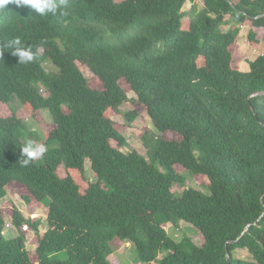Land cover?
<instances>
[{"label": "trees", "instance_id": "1", "mask_svg": "<svg viewBox=\"0 0 264 264\" xmlns=\"http://www.w3.org/2000/svg\"><path fill=\"white\" fill-rule=\"evenodd\" d=\"M187 1L195 0H54L57 13L43 17L15 3L0 10V103L17 100L52 120L39 141L13 111L0 117V198L20 185L26 203L46 204L47 225L41 234L39 220L1 208L0 264H110L115 237L130 241L144 264L162 253L159 264H264V53L241 71L235 46L238 26L248 27L250 48L264 42V0H200L201 11L184 19ZM17 37L32 62L11 55ZM128 90L136 99L126 121L144 111L159 133L142 136L145 145L154 141L156 167L136 150L122 152L126 140L108 117ZM28 140L47 151L23 166ZM86 160L95 182L85 178ZM181 172L208 193L186 187ZM175 185L186 187L179 196ZM5 216L18 231L13 238L4 236ZM159 217L189 224L202 244L175 242Z\"/></svg>", "mask_w": 264, "mask_h": 264}, {"label": "rangeland", "instance_id": "2", "mask_svg": "<svg viewBox=\"0 0 264 264\" xmlns=\"http://www.w3.org/2000/svg\"><path fill=\"white\" fill-rule=\"evenodd\" d=\"M120 2L122 0H115ZM202 4L200 0H195L194 2H185L183 5L182 11L185 13V17L189 18L191 16H195L201 11ZM183 19V20H184ZM235 26L234 22H230L229 24H225L220 26L219 30L222 32H227ZM239 27V34L237 37L236 42V49L239 48V59L237 61V65L241 70L248 69V64L250 61L254 60L258 55L264 53V42H261L260 45L256 49L250 48L245 42V36L248 32V27L246 26H238ZM43 66L46 70H53L54 68L49 63H44ZM78 67L82 74L87 78L88 84L91 88L101 89L100 82L93 76V74L85 67L78 64ZM122 87H125V82H120ZM40 93L43 96H46L47 93L40 87ZM127 98L128 101L123 103L119 108L117 113L109 112L108 117L114 123L116 129L121 133V135L126 140L125 146L122 147V152L127 153L130 150H136L140 153L145 160L153 166H157V164L153 163L152 161V152L151 147L154 146L153 140H148L146 145L142 140V136L144 132L149 131L154 135H158L159 133L155 130L152 125V122L149 116L144 112L141 111L139 116L132 122L128 123L126 121V113L134 108L132 101L136 99L134 93L130 90L127 91ZM14 112L18 118L23 120L28 129L33 131L37 135V139L43 138V129L49 130L52 127V120L50 113L47 110H41L36 112L33 115H30L23 109V107L18 103L17 100H13L9 105H4L0 103V117H6ZM40 141V140H39ZM85 168V178L89 182H95L96 178L93 172L90 169V164L88 160L85 161L84 164ZM182 175L185 177V186L194 188L196 190H200L203 193H208L207 188L201 183V180H197L193 178L189 173L181 172ZM58 175L60 177L64 176V172L62 168H59ZM186 187H182L179 185H175L173 187V192L179 196ZM24 197H28L27 191L21 187L20 185L15 184L14 189L11 191H7L6 195L3 198H0V209L4 207H10L9 205H13L16 207L25 218H31L33 220H39V232L42 234L47 229L46 225V204H38L34 200H31L30 203H26L24 201ZM160 222L165 224L166 231L169 236L177 243H180L184 238L190 237L194 244L200 246L203 242L201 235L189 224L175 219L174 221L168 223L163 218L159 217ZM5 226H4V236L6 238H13L17 236L18 231L14 226L11 224V220L9 217L5 216L4 218ZM26 248L28 251L32 253L35 249L36 243V236L33 231L26 232ZM109 249L111 254L109 255V262L110 264H144L142 263L132 245V243L128 240H121L119 238H113L108 242ZM189 250V248L187 249ZM165 253H162L153 264H159L162 257ZM235 257L240 259H246L248 254L246 251L237 250L234 252ZM49 257L53 260L65 261L66 255L65 254H56L51 253Z\"/></svg>", "mask_w": 264, "mask_h": 264}, {"label": "clouds", "instance_id": "3", "mask_svg": "<svg viewBox=\"0 0 264 264\" xmlns=\"http://www.w3.org/2000/svg\"><path fill=\"white\" fill-rule=\"evenodd\" d=\"M9 3H15L18 7L22 5L30 6V8L34 9L41 17L46 14L55 15L59 8L54 0H0V10H3ZM61 4L66 7V0H61ZM60 15H67V12L61 11ZM8 46L13 49L11 55L18 58V63L28 64L35 59V54L30 48H26L18 37L11 40ZM0 56H3L2 52H0ZM46 151L47 148L45 145L28 140L20 149L21 159L19 163L23 166H28L33 160L42 159Z\"/></svg>", "mask_w": 264, "mask_h": 264}, {"label": "crops", "instance_id": "4", "mask_svg": "<svg viewBox=\"0 0 264 264\" xmlns=\"http://www.w3.org/2000/svg\"><path fill=\"white\" fill-rule=\"evenodd\" d=\"M238 68H239V66H238ZM239 70H241L240 68H239ZM248 69H245V70H241V71H247Z\"/></svg>", "mask_w": 264, "mask_h": 264}]
</instances>
